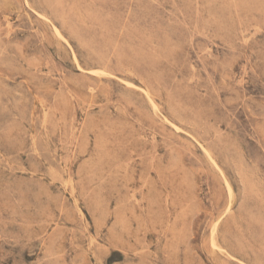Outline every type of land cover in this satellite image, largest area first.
I'll return each mask as SVG.
<instances>
[{"label": "rangeland", "instance_id": "1", "mask_svg": "<svg viewBox=\"0 0 264 264\" xmlns=\"http://www.w3.org/2000/svg\"><path fill=\"white\" fill-rule=\"evenodd\" d=\"M0 264H264V0H0Z\"/></svg>", "mask_w": 264, "mask_h": 264}]
</instances>
